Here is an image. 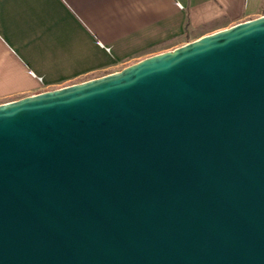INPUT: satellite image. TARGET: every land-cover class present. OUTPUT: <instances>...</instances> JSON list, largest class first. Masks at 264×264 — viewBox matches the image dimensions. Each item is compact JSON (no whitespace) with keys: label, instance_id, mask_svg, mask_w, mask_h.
Returning <instances> with one entry per match:
<instances>
[{"label":"water","instance_id":"95a60500","mask_svg":"<svg viewBox=\"0 0 264 264\" xmlns=\"http://www.w3.org/2000/svg\"><path fill=\"white\" fill-rule=\"evenodd\" d=\"M0 264H264V16L0 104Z\"/></svg>","mask_w":264,"mask_h":264},{"label":"crops","instance_id":"0c3cea01","mask_svg":"<svg viewBox=\"0 0 264 264\" xmlns=\"http://www.w3.org/2000/svg\"><path fill=\"white\" fill-rule=\"evenodd\" d=\"M264 16V0H0V104Z\"/></svg>","mask_w":264,"mask_h":264}]
</instances>
